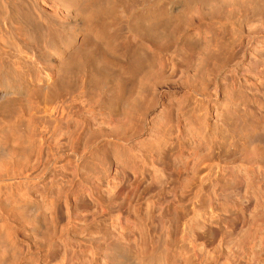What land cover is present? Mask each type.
Listing matches in <instances>:
<instances>
[{
    "label": "rangeland",
    "instance_id": "374dc122",
    "mask_svg": "<svg viewBox=\"0 0 264 264\" xmlns=\"http://www.w3.org/2000/svg\"><path fill=\"white\" fill-rule=\"evenodd\" d=\"M189 12L186 23L173 24L178 31L170 25L137 48L147 52L151 67L138 112L110 109L107 89L88 98L73 92L82 103L69 130L85 132L86 141L76 146L83 160L75 167L65 164L69 152L56 158L68 147L49 152L28 188L33 198L60 204L52 238L108 233L110 216L100 209L110 212L107 197L119 189L123 215L133 225L116 230L118 239L142 237L149 250L166 242L174 264H264V153L247 150L250 124L264 123V0H198ZM198 19V31L191 29ZM122 34L120 52L135 42L132 34ZM2 60L26 80L35 77L29 62L7 55ZM37 119L40 129L53 128ZM194 127L203 140L198 142ZM259 136L252 139L263 145ZM91 142L96 145L85 147ZM65 195L81 198L68 216ZM22 228L20 240L41 263L50 236L38 238Z\"/></svg>",
    "mask_w": 264,
    "mask_h": 264
},
{
    "label": "bare ground",
    "instance_id": "6f19581e",
    "mask_svg": "<svg viewBox=\"0 0 264 264\" xmlns=\"http://www.w3.org/2000/svg\"><path fill=\"white\" fill-rule=\"evenodd\" d=\"M196 1L0 0V264H174L168 259L171 250L166 242L149 250L142 237L118 239L116 230L132 224L123 215L119 189L107 197L110 212L100 209L110 216L108 233L82 232L75 238L68 235L60 240L50 234L60 216L58 200L39 201L28 193V188L40 177L37 171L49 152L55 154V150L68 147L67 151L57 152L56 158L69 152L65 164L73 162L75 167L83 160L85 153L76 146L86 141L85 132L79 127L69 130L76 108L82 103L73 92L79 90L88 98L92 92L99 94L107 89L110 109L126 114L140 110V94L146 88L151 67L147 52L137 48L147 39L156 41L170 25L181 24L191 15L189 11ZM197 15L203 17L206 13L198 11ZM198 22H192L191 29L198 31ZM122 33L132 34L135 40L125 42L124 52L118 49V39L125 37ZM2 55L29 62L35 77L26 80L21 70L2 60ZM199 63L201 68L202 58ZM37 118L41 124L51 121L53 128L40 129ZM41 118L46 120L42 122ZM60 125L64 128L60 133L66 135L63 139L56 132ZM191 130L199 136L198 142L203 140L202 130ZM248 133L252 140L248 154H263L264 144L260 146L252 137L257 133L264 137V123L255 119ZM92 144L96 145L91 142L85 147ZM80 199L76 195L62 198L67 216L71 205L79 204ZM78 210L74 208V212ZM98 220L104 222L103 218ZM19 228L38 238L50 236L41 263L25 249ZM58 255L59 260H54Z\"/></svg>",
    "mask_w": 264,
    "mask_h": 264
}]
</instances>
